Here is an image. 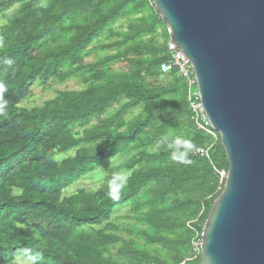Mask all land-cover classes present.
<instances>
[{
	"label": "trees",
	"instance_id": "1",
	"mask_svg": "<svg viewBox=\"0 0 264 264\" xmlns=\"http://www.w3.org/2000/svg\"><path fill=\"white\" fill-rule=\"evenodd\" d=\"M8 12L0 26L8 101L0 114V264L23 247L41 251L43 264H198L187 224L201 233L221 193L213 167L227 170V162L219 141L210 163L192 154L211 138L192 123L184 82L159 71L169 37L149 0H0V17ZM95 53L102 56L84 62ZM75 78L82 89L20 106L34 84ZM165 135L193 141L190 162L157 147ZM123 158L129 179L118 201L107 196L112 175L94 191L64 195ZM124 207L126 222L110 225Z\"/></svg>",
	"mask_w": 264,
	"mask_h": 264
},
{
	"label": "water",
	"instance_id": "2",
	"mask_svg": "<svg viewBox=\"0 0 264 264\" xmlns=\"http://www.w3.org/2000/svg\"><path fill=\"white\" fill-rule=\"evenodd\" d=\"M227 162L198 264H264V0H149Z\"/></svg>",
	"mask_w": 264,
	"mask_h": 264
},
{
	"label": "rangeland",
	"instance_id": "3",
	"mask_svg": "<svg viewBox=\"0 0 264 264\" xmlns=\"http://www.w3.org/2000/svg\"><path fill=\"white\" fill-rule=\"evenodd\" d=\"M11 15L8 12L4 17H0V26L4 24L5 20ZM122 24V23H121ZM102 56V53H95L84 58L85 63H91L96 57ZM83 88L80 78L70 79L65 82H57L53 79L48 80L44 84L36 83L30 89L26 98L20 104L23 108L39 107L45 101L53 99L56 92L59 91H77ZM139 109L134 110L131 116L136 115ZM73 155V151H70L64 155H57L54 159L59 160L61 158H68ZM127 158L115 159L106 162L102 167L98 168L94 173L83 177L72 187L68 188L64 195H70L77 190L94 191L104 184L105 179L113 175L114 173L123 172L121 171V165L126 161ZM102 169V171H101ZM113 173V174H112ZM125 173V172H124ZM130 215L129 207H124L115 211V214L108 221L110 225H123L126 221L124 217ZM97 228L103 229L104 225L101 224Z\"/></svg>",
	"mask_w": 264,
	"mask_h": 264
},
{
	"label": "built area",
	"instance_id": "4",
	"mask_svg": "<svg viewBox=\"0 0 264 264\" xmlns=\"http://www.w3.org/2000/svg\"><path fill=\"white\" fill-rule=\"evenodd\" d=\"M168 34V32H167ZM169 37V34H168ZM167 60L160 65L159 71L161 74L174 72L186 86L185 102L188 105L191 120L194 126L211 138V143L204 148H197L193 151V155L204 158L210 163L209 154L215 144L219 141V135L212 130L210 124L201 108L199 102V95L196 89L194 72L189 61L181 54L171 43L170 37L166 43ZM213 172L218 178L219 190L222 189L224 181L227 177V170H218L213 167ZM188 229L194 233V237L190 242V260H195L200 257L201 246V233H196L194 229L187 224ZM202 232V231H201ZM179 264H185L184 262Z\"/></svg>",
	"mask_w": 264,
	"mask_h": 264
},
{
	"label": "clouds",
	"instance_id": "5",
	"mask_svg": "<svg viewBox=\"0 0 264 264\" xmlns=\"http://www.w3.org/2000/svg\"><path fill=\"white\" fill-rule=\"evenodd\" d=\"M0 46H2V44H0ZM5 63L8 64L10 61L5 60ZM6 90V87L0 84V114L6 113L8 105V101L4 99ZM161 146H164L165 150L170 152L169 158L175 163L190 162L188 160L189 154L195 149V144L190 138L180 135H175L173 137L167 135L163 136L157 141V147L159 148ZM128 179L129 175L127 173H114L108 181V198L113 201H118L122 191L127 185ZM43 259V253L41 251L23 247L11 258V260H6L5 264H43Z\"/></svg>",
	"mask_w": 264,
	"mask_h": 264
}]
</instances>
